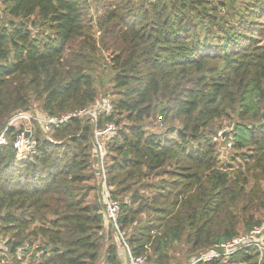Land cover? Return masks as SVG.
I'll return each instance as SVG.
<instances>
[{
	"label": "trees",
	"instance_id": "16d2710c",
	"mask_svg": "<svg viewBox=\"0 0 264 264\" xmlns=\"http://www.w3.org/2000/svg\"><path fill=\"white\" fill-rule=\"evenodd\" d=\"M0 13V131L17 111L95 107L110 85L107 184L134 256L189 264L261 228L264 0H0ZM224 122L234 144L221 161ZM91 132L73 119L51 133L56 144L35 129L24 160L11 135L0 146V264H126ZM259 263L248 247L198 264Z\"/></svg>",
	"mask_w": 264,
	"mask_h": 264
},
{
	"label": "built area",
	"instance_id": "2783aa9c",
	"mask_svg": "<svg viewBox=\"0 0 264 264\" xmlns=\"http://www.w3.org/2000/svg\"><path fill=\"white\" fill-rule=\"evenodd\" d=\"M111 104L105 102L95 107H85L59 116L41 115L35 110L17 111L13 113L6 121L0 131V146L9 145V135L12 136V149L19 160H24L28 156H34L36 153V141L33 138V132L38 129L42 137L48 142L51 141V133L66 126L71 120L78 119L88 121L92 126V146H93V166L96 171V178L100 185V191L103 198V209L105 218L113 227L119 247L123 249L126 256V264H147L143 256H134L128 246L125 233L120 230L119 219L121 215V205L117 200L111 198L110 189L107 184V170L105 166L107 140L117 132L116 126L109 121L101 122L99 114L109 116L111 113ZM161 122V119H159ZM220 134V133H219ZM51 138V139H50ZM53 140V139H52ZM234 142V133L226 138V150H230ZM258 228L250 232L248 236H240L229 242L215 245L205 254L193 258L189 264H198L200 262H209L214 259L223 258L228 260L231 255L241 249L255 247L259 251L260 258L264 254V246H259L253 241L254 234ZM18 255L17 259H20ZM7 264L11 262L7 261ZM260 264V263H259Z\"/></svg>",
	"mask_w": 264,
	"mask_h": 264
},
{
	"label": "rangeland",
	"instance_id": "374dc122",
	"mask_svg": "<svg viewBox=\"0 0 264 264\" xmlns=\"http://www.w3.org/2000/svg\"><path fill=\"white\" fill-rule=\"evenodd\" d=\"M239 1H242V0H239ZM221 15H224V14H221ZM262 43H264V42H262ZM102 81H104V77L103 76H102ZM109 90H110V85L107 82H103L102 88H99V90H98V100H97L98 101L97 102L98 105H101V104H103L105 102H107L109 104L111 103L110 101L112 100V96H111ZM111 109H112V106H111ZM31 110H33V109H31ZM99 117H101V114H99ZM82 122L89 123L91 126H93L88 121H82ZM223 124H224V128L220 132V134L225 132V131H227V133H228L227 136H226V138H227L228 135L231 134V132H232V134L234 133L232 131L233 130V126L230 125L228 122H224ZM155 125L158 126L157 129H155V131L161 130L162 124H161V122L159 120H157V124H155ZM220 134L218 133V135H217L216 141H217V145L218 146H217L216 150H217V152H218V154L220 156L219 159L221 161H226L228 159L227 155H231L232 154V148L230 150H226V139H222ZM91 138H92V132H91ZM51 141H53V140L51 139ZM53 143L58 144V142H55V141H53ZM224 144H225V146H224ZM233 144H234V142H233ZM106 169H107V167H106ZM263 191H264V186H263ZM99 192L101 193V191H99ZM263 195H264V193H263ZM239 209H241V205H239L237 207V210H239ZM237 210L234 209V215H236L237 217H241L240 212L237 211ZM253 216L255 218H259L260 219L262 226H261V228H258L257 232L254 234L253 239H251L250 241H253L255 244H258L259 246H264V235H263L264 234V209H261V208L257 209L255 207L253 209ZM175 258H177V259L174 260L175 261L174 264H176V263H178L180 261L183 262L185 260L184 259L185 256L182 253L181 254L180 253L176 254Z\"/></svg>",
	"mask_w": 264,
	"mask_h": 264
},
{
	"label": "water",
	"instance_id": "95a60500",
	"mask_svg": "<svg viewBox=\"0 0 264 264\" xmlns=\"http://www.w3.org/2000/svg\"><path fill=\"white\" fill-rule=\"evenodd\" d=\"M0 17H1V13H0ZM227 134H228L227 131L221 133V134H220V135H221V138H222V139H226Z\"/></svg>",
	"mask_w": 264,
	"mask_h": 264
},
{
	"label": "crops",
	"instance_id": "0c3cea01",
	"mask_svg": "<svg viewBox=\"0 0 264 264\" xmlns=\"http://www.w3.org/2000/svg\"><path fill=\"white\" fill-rule=\"evenodd\" d=\"M120 257H121V259L123 260V261H122V264H124V259H123V256H122V255H120Z\"/></svg>",
	"mask_w": 264,
	"mask_h": 264
}]
</instances>
